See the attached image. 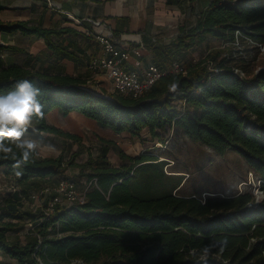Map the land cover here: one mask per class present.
Segmentation results:
<instances>
[{"label":"trees","instance_id":"obj_1","mask_svg":"<svg viewBox=\"0 0 264 264\" xmlns=\"http://www.w3.org/2000/svg\"><path fill=\"white\" fill-rule=\"evenodd\" d=\"M0 30L42 37L54 54L72 57L53 41L71 29L17 20L0 21ZM179 31L165 52L172 57L169 65L185 62L187 50L207 37L227 43L228 54L221 57V48L211 49L185 74L156 80L141 98L107 97L79 77L17 65L0 70V95L22 79L41 88L43 115L27 131L36 136L77 139L47 123L45 116L53 108L64 116L79 112L116 133L138 134L146 128L157 136L158 129L177 128L220 155L234 151L242 156L259 180L262 197L250 190L179 195L174 190L180 181L172 182L164 172L168 161L147 152L131 156L113 146L128 162L115 166L107 144L81 164L74 157H43L37 150L25 162L5 138L15 155L0 153V169L13 175L16 190L0 196V253L17 264H203L199 250L214 238L227 237V247L215 249L207 264H264V69L254 70V57L236 53L244 42L256 49L264 43V0H210L195 25ZM156 65L165 68L161 61ZM69 166L79 167V176L88 181L95 179L83 203L57 204L51 213L22 208L31 190L70 179L64 174ZM26 221L33 229L24 241L11 239L9 232L21 231Z\"/></svg>","mask_w":264,"mask_h":264},{"label":"crops","instance_id":"obj_2","mask_svg":"<svg viewBox=\"0 0 264 264\" xmlns=\"http://www.w3.org/2000/svg\"><path fill=\"white\" fill-rule=\"evenodd\" d=\"M201 1L0 0L2 22L23 20L44 28L71 29L53 37V41L72 56L66 58L54 54L46 47L42 37L0 30V70L17 65L41 69L50 74L76 76L84 81L92 78L95 89L101 91L99 86H105L106 90H103L108 92L110 82L103 74L92 73L87 66L102 51L96 34L108 31L114 34L117 44L129 53L126 60L128 68H133L136 61L141 62L139 71L148 64H156V61H161L166 67L172 57L165 52L175 41L180 26L195 25L204 9L197 5ZM92 20L99 24H94ZM59 111L58 108L50 110L45 116L47 123L57 126L49 120V116ZM4 256L0 253V264H3Z\"/></svg>","mask_w":264,"mask_h":264},{"label":"rangeland","instance_id":"obj_3","mask_svg":"<svg viewBox=\"0 0 264 264\" xmlns=\"http://www.w3.org/2000/svg\"><path fill=\"white\" fill-rule=\"evenodd\" d=\"M199 2V1H198ZM210 2V0H209ZM208 0H202L198 6L205 8ZM188 18V17H187ZM227 43L212 37H207L202 43L193 45L186 52L185 62H182L186 70L189 65L204 59L213 48H221V57L228 54ZM250 41L244 42L238 47L237 54L244 57L255 58L253 69H264V43L259 49L254 48ZM235 52V51H234ZM212 63H209V68ZM87 85L94 87L92 78L86 79ZM98 86V85H97ZM105 87V86H104ZM99 86L101 91L104 88ZM105 89V88H104ZM106 90V89H105ZM103 92L107 93V91ZM54 109V108H53ZM51 109V110H53ZM49 120L62 130L72 133L77 139H69L53 134L42 136L26 133V137L38 142L37 152L40 156H63L64 160L74 157V162L81 164L92 155H96L102 145H110L107 153L109 161L115 166L127 164L113 149L117 146L126 154L135 156L143 152L157 155L159 160L165 159L168 163L164 166V172L171 177L172 182L180 181V185L174 192L179 195H231L235 192L250 190L253 193L258 188V179L252 173L242 156L237 152L227 151L218 154L211 148L190 140L177 128L168 127L166 130H157L158 135H151L144 128L138 134L128 131L116 133L109 128L99 126L94 120L76 112H70L64 116L59 111L53 112ZM110 142V143H109ZM75 155V156H74ZM64 174L76 183L77 189L82 192L89 183L88 179L79 176V167L69 166ZM16 187L13 175H6L0 169V196L12 192ZM41 188L33 189L30 194L22 199L23 209L31 211H48L47 202L52 198L48 193L41 192ZM62 205V204H59ZM33 229L31 222L26 221L24 228L19 232H9V237H19L24 241L25 234ZM5 257V258H4ZM2 258L3 264H17L12 258Z\"/></svg>","mask_w":264,"mask_h":264},{"label":"built area","instance_id":"obj_4","mask_svg":"<svg viewBox=\"0 0 264 264\" xmlns=\"http://www.w3.org/2000/svg\"><path fill=\"white\" fill-rule=\"evenodd\" d=\"M92 22L96 25L99 24L96 20H92ZM96 39L101 44L102 51L99 56L92 58L87 66L92 73L103 74L110 82V91L106 94L90 86L95 89L96 93L101 95L108 97V93H118L132 98H141L159 78L167 74H185L187 72L185 65L178 61L172 62L171 65L165 68H160L151 63L142 71H139L141 62L136 61L133 68H128L126 60L129 53L123 51L117 44L111 31L99 32L96 34ZM235 72L241 77L244 76V73L239 69H235ZM92 182H95V179L89 181L86 189L82 192L77 189L76 183L71 179H62L57 184L42 187V193H48L52 196L47 202L46 208L48 211L46 213L53 212L57 204L69 206L74 203H83L86 191ZM15 190L14 187L13 191ZM254 194L257 199L262 197V191L259 187Z\"/></svg>","mask_w":264,"mask_h":264},{"label":"clouds","instance_id":"obj_5","mask_svg":"<svg viewBox=\"0 0 264 264\" xmlns=\"http://www.w3.org/2000/svg\"><path fill=\"white\" fill-rule=\"evenodd\" d=\"M175 86H173V90ZM42 90L31 80H18L13 85V90L0 95V153H13V148L5 143L8 138L22 154L23 161H28L37 150V141L26 137L28 128L33 121L41 118L42 104L39 97ZM228 245V238L212 239L199 250V260L207 264L208 258L215 249L223 252ZM196 255V252H193Z\"/></svg>","mask_w":264,"mask_h":264}]
</instances>
